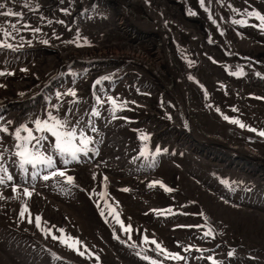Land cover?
Masks as SVG:
<instances>
[{"label": "bare ground", "instance_id": "6f19581e", "mask_svg": "<svg viewBox=\"0 0 264 264\" xmlns=\"http://www.w3.org/2000/svg\"><path fill=\"white\" fill-rule=\"evenodd\" d=\"M11 1L4 0L0 3L8 6V2ZM78 1L75 4L74 0H35L31 2L36 7H43L35 10L52 7L59 10L71 8L73 9L71 14L77 13L74 20L78 19L81 12L84 14V18L78 22L80 23L78 26L65 29V35L60 39L61 49L54 47L52 54L47 53L36 59L35 67L32 70H26L27 73L38 76L46 69H56L71 56L90 58L101 55L116 61H128L120 71L126 77L130 72L144 74L148 83L154 86L151 89L153 98L150 102H146L142 98L120 93V99L156 105L159 103L158 98H161L165 107L174 108L175 125L186 130L183 132L182 129L176 128L171 131V136L174 138L171 144L173 150L192 160L184 167L183 171L169 170L171 179L174 180L178 174L182 177L181 182L175 185L171 196L177 200L189 201V208L197 206L209 228L221 235L225 234L227 241L233 238L249 247H258L264 251V210L262 208H253L248 210V213L246 209L240 211L235 209V211L230 208L231 206L226 207L220 200H216L213 194L203 189L198 183L185 177L187 174L202 173L204 182L207 183L210 180L207 173L209 168L223 161L236 163L239 170L251 169L256 178L264 180V138L245 134L236 131L237 129L232 126L217 123L215 115L206 106L203 96L196 89L199 88L197 83L208 87V80L217 74L216 69L205 59L210 53L216 59H219L216 54H223L225 50L245 55L244 59L226 56L222 61L226 71L229 68L249 71L264 68V44L253 42L232 28L240 18L245 16V12L251 14L249 3H246L245 12L237 11L235 7L234 11L240 12L236 16L232 6L234 2H239L233 0H170V3L178 2L182 8L180 5L172 7L164 0H101L103 6L110 12L109 22L103 25L108 38L96 39L93 42V39L92 41L80 40L79 36L87 31H90L91 35L99 33V28L102 25L97 23L92 14L97 0ZM189 4H192L191 8L194 11H191ZM221 4L226 7L220 11L218 9ZM114 12L116 13L113 14ZM169 13H174L176 16ZM253 13L264 16V13L257 9H254ZM33 14L34 18L30 21L18 17L16 19H0V26L4 24L11 26L13 22L15 26H19V23L23 21L30 24L22 27L21 32L32 29V27H37V21L42 19V17L38 18L37 12H33ZM171 16L177 18L175 19L177 23L175 21L171 23ZM57 19L62 20L67 26L73 25L70 17ZM187 20L194 22L193 25ZM253 21H258L259 25L264 28V22H261L256 16L252 19ZM209 22L213 23L212 33ZM187 26H193L194 29L187 28ZM54 29L58 31V29ZM256 29L260 33L261 29L259 27ZM60 32L62 33V31ZM24 35L27 39L31 37L27 31H24ZM71 39L75 40L67 45V41ZM201 42L205 47L200 50ZM144 44L147 47H143ZM30 45L32 44L28 42L23 44V46ZM206 45L207 49H205ZM178 51H181L182 57L179 56ZM230 54L232 53H228V55ZM16 55L17 53L11 60H7L9 64H14ZM225 70L221 73L224 74ZM222 81L224 80L221 79ZM30 83V80L27 81L26 87ZM13 85L10 81L0 85V95L4 96L0 98V108L6 107L9 112H13L15 109V106L10 105L15 97V92L24 89L22 86ZM225 85L230 88L229 98L226 99L229 100V103L233 99L239 100L238 98L248 101L245 89L234 86L231 81L226 82ZM252 88L258 89L259 87L252 86ZM258 94L261 95V93ZM217 97L218 95L214 94V98ZM171 102L173 104H170ZM40 103L41 100L32 105L35 113L40 112ZM53 105L55 107L50 113L56 116L62 105L57 101ZM222 105L228 106V104ZM33 109L27 108L25 116L32 113ZM168 110V108L163 109L164 112ZM235 110L238 111L237 108ZM15 114L21 115L22 110H18ZM9 117L0 119V129L5 127ZM10 123L12 125L9 132H5L6 135L0 131V167L7 169V173L0 172V178L5 180V176L9 174L10 160L12 157H16L18 152V149H10L18 143L14 132L18 128L17 123ZM232 134L238 139L232 138ZM12 135L15 142H12ZM184 146L188 150L184 151ZM235 152L241 154L238 160L234 158ZM231 167L232 165L228 167L227 164L221 166L223 169ZM216 171L225 178L234 179L236 175H239V173L235 174L227 170L217 169ZM118 173L119 178L124 177L123 172ZM163 173L165 174V172ZM73 175H75L76 181L83 186L81 190H88L91 193L97 214L106 220L111 233L119 234L126 239L127 243L128 241L137 243L144 241L153 243L155 241L154 249H163L162 239L157 234L145 229L139 222L135 223L124 219L125 213L117 212L115 204L110 202L114 201L113 198L118 202L121 199L116 196L120 187L118 182L110 180L106 182L105 179L108 176L103 173L101 177L98 169L94 166L82 167L79 174L77 172ZM100 177L108 187L107 191L110 192L108 196L106 192L104 193L97 187L98 181L96 180ZM246 180L253 183V180L249 178ZM25 193L24 189L0 190V264H55L53 253L48 255V259L44 263L37 262L38 257L42 254L41 250L44 249L46 252L54 250L58 258L61 257V254L63 255L64 251L68 258L64 260L63 264L68 262L71 264H125L119 258L114 257L111 250L105 251L96 248L92 240L82 235L77 227L72 226L73 232L68 216L63 210L55 207L60 212L49 208L46 199L34 192H27L30 195ZM247 203L249 204V202ZM205 210H208L211 215L205 213ZM81 212L90 217L87 220V226L89 225L92 233L97 228H102L94 208H89L85 204L81 207ZM244 213H247L246 216ZM216 218L219 219V223L216 222ZM253 222H256L257 230L251 226ZM227 235H230V238ZM175 240L177 244L181 243L183 238L175 237ZM52 244H57L59 249L53 248ZM122 245L131 248L133 244L127 246L126 243H122Z\"/></svg>", "mask_w": 264, "mask_h": 264}, {"label": "rangeland", "instance_id": "374dc122", "mask_svg": "<svg viewBox=\"0 0 264 264\" xmlns=\"http://www.w3.org/2000/svg\"><path fill=\"white\" fill-rule=\"evenodd\" d=\"M0 1H4V0H0ZM18 1L19 0H16V1L12 0L11 2H8L9 3L8 4V7L11 10L16 11L18 9V7H19L18 6ZM27 1H29V3H31V2H34L35 0H27ZM164 1L166 3H168V5H170L172 7H174V5H178V6L180 5L178 2L177 3H170V0H167V1L164 0ZM238 2L239 3H235V2L233 3V6H232L233 11H234V8L235 7H236L235 10H237V11H241L242 9L244 10L245 9L244 5L246 3H249L250 5L253 6V4L251 3L250 0H246V1L245 0H238ZM191 6H192V4H189V7L190 8H191ZM180 7H181V5H180ZM224 7H226V6L224 4H221V5H219V9L218 10L221 11V10H223ZM252 8L253 9H257L258 11H261L262 13H264V7L261 8L262 10H260L259 8H255L254 6ZM26 9H28V6L25 7L24 9H22L21 11H24ZM199 10L201 11L200 8H199ZM191 11H194V10L191 8ZM234 13H235V11H234ZM169 14H171L172 16H176V14H174V13H169ZM172 16H171V19H172L171 20V23H172V21H175L176 22L175 19H177V18H173ZM11 18L12 19H16V17H10V16H6V15H0V19H11ZM187 21H189V20H187ZM189 22H190L191 25H193V23H194V22H191V21H189ZM239 23L240 22L235 23L233 25V27H237V25H239ZM209 24H210V27H211L210 28V32L212 33L213 23L212 22L211 23L209 22ZM13 25H14V22H13V24L11 26L6 25V24L0 26V38H4V39L9 40L10 44L14 43V39H16V37L23 38V35H22V32H21L22 25L19 24V26H15V28L12 27ZM10 27H12V28H10ZM7 28H9V29L7 30ZM187 28L194 29L193 26H187ZM260 33L262 35H264L263 31H260ZM88 36L91 37V38H89V40L92 41V39L94 38V36L91 35L90 31H87V32H85L82 35L83 38L88 37ZM107 38H108V34L106 35V39ZM247 38L250 39L251 41L255 42V43L262 42L264 44V37L263 38L260 37L258 39L257 38H253V37H247ZM54 47H56V48L59 47L60 48V44L58 46H54V45H50L49 46V48L52 49V50L54 49ZM143 47H147L146 44H144ZM204 47H205L204 44L201 42V44H199L200 50L202 48H204ZM205 49H207V45H206V48ZM230 52L231 53H234V54H237L239 56L242 55V54H239V53H236V52H232L230 50H225V52L223 54L222 53L221 54H216L217 55V58H218V55H220L219 60H217L216 58H213L212 56H210L212 53H210L209 56H206L205 57V59L211 64V66L216 69L217 74H215L216 76H214V75L211 76L212 78L208 80L209 81V85H208L209 90H206V87L203 84H201V83H197V85H198L199 88H196V89L203 96L204 101L206 102V106L209 107L210 110L212 111V113L215 115L214 117L217 119L216 120L217 123L218 122H222L223 124H226L227 126H232L233 128L237 129L236 131H239V132H242V133H245V134L256 135L255 132L248 131V128H254L257 131L264 130V86H262V85L261 86H258L259 88L256 89V90L252 88L253 85L250 86V87H243L246 90V93L248 95H250V96H248V101L238 98L239 100L233 99L231 101V103H229V100H226V99L229 98V94L227 95L226 94V91H225L226 89L229 88V86L225 87V90H223L226 82H228V81L224 80V81L221 82V77L227 79L226 78L228 76L227 73H232L235 76L244 75L243 73H245V70L231 69V68H229L227 70L226 74H222L221 73V70H217L218 69V68H216L217 65H216L215 62L213 63V60L216 61V62H218V63H220L224 67V65L222 64V61L225 60L226 56L227 57H231L232 56V55H228V53H230ZM177 53L179 54L180 57L183 56L182 54H180L181 51H178ZM186 54H187V52H186ZM210 58L212 60H210ZM9 65H10L9 68H8L7 65L5 67H0V73H1V69H3V68L6 69L5 71H7V72L5 74H7V73H8V75L10 74V78L11 79H13V77L17 73L23 75V77L25 78V77L28 76V73H27L26 70H32L35 67V65H33V66H27L25 68V71H22L21 70V71H18L17 72L16 69L20 67L21 63H17L16 65H11V64H9ZM255 72L256 73H260V72H264V71H258V70H256ZM0 79H1V84L0 85L8 82L4 78V76H1ZM27 81H29L28 78H26V80H23V81H20V82H17V81L12 82V81H10V83L12 85L14 84L13 86H22V88L23 87L25 88L26 87V84H27ZM262 83H264V81ZM234 86H236V85H234ZM254 87H256V86H254ZM5 89L8 90L9 88H5ZM258 93H262V94L261 95H258ZM214 94L218 95V97L217 98H214ZM3 97H4L3 95H0V98H3ZM243 98H245V97H243ZM214 100H218V101H214ZM222 104H228V106H224ZM235 108H237L238 111L234 110ZM225 117H228V119H225ZM232 120H239L240 123H243L244 125H246V127L245 128H241V127H239L238 124L232 123L231 122ZM225 129L227 130V127ZM256 136H258V135H256ZM232 138L238 139L235 136L232 137ZM246 144L247 145H250L248 143H246ZM217 164H221V166H222V162H218ZM163 175H164L163 178H165V179L167 178V180H170L171 176L169 174L165 175L163 173ZM96 181H98V185L102 189V183L103 182L101 180V177L98 178V180H96ZM41 185H42V187H44L45 190L50 189L49 184L46 183V182L42 183ZM56 189H61V188L57 187ZM4 191H6V190H4ZM50 191H52V189H50ZM55 191H56V194L54 192L53 193H49V196H50L49 199L48 198H45L46 199V202H48L50 204V206L48 205V207L51 208V209H56L55 207H58L59 209L63 210L66 213V215L68 216V219L70 221V226H71V230L72 231H73L72 226L77 227V229L80 230V232H81L82 235H84L86 238H89V239L92 240V242L95 244L96 248L104 249L105 251H109L111 248H113V245L112 244H109V243L107 245L102 244L101 243L102 240L99 237L91 234L88 231V228H86V226L82 223V222H84V220H83L82 217H78V219H77L74 215H72V214H75L76 211L74 209H71L70 206H69V204H68L69 201L67 200V198L72 201V198L70 196L66 195L63 192H59L57 190H55ZM107 193H109V192L107 191ZM120 193H121V191L118 193V195ZM113 199L115 201V198H113ZM66 201H68V202H66ZM114 201H110V202L112 204H115L116 207H118L117 208V212L118 211H121L122 209H124V208H122L120 206L119 202H117V201L114 202ZM69 203L71 204V202H69ZM222 203H224V206H226V207H229L230 206V205L226 204L225 202H222ZM122 204L125 205L124 202ZM230 208H233L235 210V208L232 205H231ZM56 210L57 211H60L58 209H56ZM76 210H77V213L79 214L78 209H76ZM237 210L240 211L241 209H237ZM127 211L128 210L125 209V212H127ZM195 211H197V210H195ZM205 213H207L208 215H211V213L208 210H205ZM247 213H248V211H247ZM247 213H244V216H246ZM252 213H253L254 216H256L254 212H252ZM129 214L132 215V216H134L133 211H129ZM80 216H83L85 218L84 215H80ZM123 217H124V219H126L125 218L126 217L125 214H124ZM134 218H136V217H134ZM85 220H86V218H85ZM216 220H218V223L220 222L218 218H216ZM195 221L198 223V221L196 219H195ZM199 221L200 222H203V220H199ZM154 223H155V227H157L160 230H162V228H161V227H163V225H162L163 224V220L162 219L155 220ZM251 226L255 230L258 229V226H257L256 222H253V224ZM68 227H69V224H68ZM47 230H49V228H47ZM170 239H171L170 236H165V240H164L165 246L168 245L167 241L170 240ZM184 241H186V240H184ZM145 245L148 246V243H146ZM51 246L53 248H55V249H59L57 247V244H52ZM81 246L82 245L80 244V247ZM41 251H42V254L38 257V261L37 262L44 263L48 259V255H50V254H48L46 252V249L41 250ZM114 251L111 252L112 255L114 257H117V258H120L119 256L121 255L122 258H120V259L123 260L126 264H128L133 259V256H130L129 254L124 253L123 251L117 252L115 249H114ZM63 255L65 256V252L64 251H63ZM235 260L245 262L246 264H264V262L261 261L258 258L252 259V258L243 257V258H236ZM61 261L62 260L60 258H57L55 263H59ZM134 264H136V263H134Z\"/></svg>", "mask_w": 264, "mask_h": 264}, {"label": "snow or ice", "instance_id": "6c2138e0", "mask_svg": "<svg viewBox=\"0 0 264 264\" xmlns=\"http://www.w3.org/2000/svg\"><path fill=\"white\" fill-rule=\"evenodd\" d=\"M0 8H4V4L0 3ZM0 15H15L11 9H8L7 12L0 13ZM251 15L256 16L261 22H264V16L260 15L259 13H252ZM15 28V25L12 26ZM38 31V29L36 30ZM7 34V33H6ZM44 43H47V41H44ZM8 47H11V45H7ZM4 73H0V75H3ZM99 83V81H97ZM71 95L75 96L76 93L72 92ZM113 104L115 105V100H113ZM235 110V109H234ZM94 115H99V113H93ZM225 119H228V117H225ZM232 123L238 124L239 127L245 128L246 125L243 123H240L239 120H232ZM79 122H77L78 124ZM95 131V128L92 129ZM0 131H7L6 128L0 129ZM21 131H24L27 133L26 137H21ZM34 131L40 132V133H48L51 137L54 138V145L52 146V151H55L60 157L64 164H68L72 161H78L79 156L78 154L83 152L84 155H87L89 149L88 145L92 143L91 139L84 134V130L80 129L79 134L77 132V127H73L71 124V121H69L67 118L59 119L56 116L52 115L51 113L48 114V118L44 121L36 120L35 121V129ZM248 131L255 132L256 135L260 137H264V130L257 131L254 128H248ZM15 137L17 140H22L23 142L20 144L15 145L17 149H20L16 153L17 156L21 158V167H23L25 164H32L33 167H35L37 164H43L49 169H55L56 164L52 158L51 155H45L43 152L39 151V149L44 148L43 141L47 140L48 137L45 135L35 136L33 135V130H30L27 126H24L22 129L17 128L15 131ZM144 140H147V136L141 137ZM35 141V144L32 142ZM76 141H79V145L77 146ZM32 146L33 149H36L35 151H32L29 146ZM157 152H159V149H156ZM142 156L147 155V150L141 153ZM67 157H70V159H67ZM26 171V169H25ZM0 172L7 173L6 168L0 167ZM52 176L59 175L61 177L65 176L64 171H54L51 173ZM8 180H11V176H7ZM44 179H49L48 175L44 176ZM3 178H0V183H3ZM67 182L72 183L73 178L71 176L67 177ZM163 186V185H162ZM168 191H171V189H166ZM124 191H127V189H124ZM26 195H30V193H25ZM21 216H23V213H21ZM209 233H205V235H208ZM155 243V241H153ZM159 247V245H157ZM82 254V253H81ZM173 259H183V257H180L179 255L172 256Z\"/></svg>", "mask_w": 264, "mask_h": 264}]
</instances>
